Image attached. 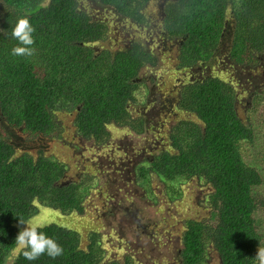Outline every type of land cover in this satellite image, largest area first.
I'll return each mask as SVG.
<instances>
[{"label":"trees","instance_id":"1","mask_svg":"<svg viewBox=\"0 0 264 264\" xmlns=\"http://www.w3.org/2000/svg\"><path fill=\"white\" fill-rule=\"evenodd\" d=\"M100 1L135 25H147L142 10L150 0ZM161 14L163 37L176 46L177 73L214 58L228 15L233 26L229 64L247 72L264 66V0H168ZM21 17L35 29L31 56L12 54L18 41L11 33ZM106 35V24L93 20L78 0H0V264L17 248L15 238L25 227L18 219L33 217L63 254L28 261L18 250L11 264H133L130 257L107 259L94 228L87 230L82 246V232L72 225V217L84 215L86 200L98 189V176L84 173L64 181L66 163L42 151L17 154L11 140L19 132L30 139H61L68 146L61 137L63 113L73 115L72 136L97 146L108 142L109 125L136 135L145 132L147 122L132 117L129 107L136 101L141 72L157 69L160 57L138 41L117 50L95 46ZM237 97L233 84L217 77L180 83L176 106L195 120L176 122L169 146L134 168L151 198L153 177L170 198L180 197L181 185L193 179L210 190L207 216L183 222L180 264H207L210 250L220 264H258L256 251L264 247L259 229L264 179L240 152L242 143L251 144L254 131L238 116ZM41 207L60 215L63 225L50 222Z\"/></svg>","mask_w":264,"mask_h":264},{"label":"rangeland","instance_id":"2","mask_svg":"<svg viewBox=\"0 0 264 264\" xmlns=\"http://www.w3.org/2000/svg\"><path fill=\"white\" fill-rule=\"evenodd\" d=\"M79 1L93 20L107 26L105 41L95 46L117 50L128 45L129 41H138L160 57L157 69L146 68L141 72L136 101L129 107L132 117H142L147 122L146 130L136 135L129 129L109 125L108 142L97 146L94 142H84L72 136L73 115L63 113L60 116L64 125L61 137L68 146L61 139H30L19 132H13L12 143L17 154L26 152L35 156L42 151L45 156L66 163L64 181L77 180L84 173L89 177L98 176L94 186L98 189L86 200L84 215L71 219L72 225L82 232V246L87 243V230L94 228L99 233L107 259L130 257L133 264H180L179 241L183 222L187 219L203 220L207 216L206 199L210 190L193 179L181 185L180 197L170 198L167 188L153 177L151 198L140 185V179L136 180L138 172L134 168L169 146V130L176 122L195 120L194 116L176 106L179 84L212 76L233 84L238 96V116L254 131L253 141L251 144L242 143L240 152L245 163L256 168L264 179V95L258 94L264 93V66L247 72L229 64L226 57L233 27L230 15L226 18L222 41L214 58L182 74L174 70L177 62L175 50L167 52L163 48L160 10L163 0H153L145 7L142 14L147 25L144 27L120 17L112 8L100 9L92 0ZM259 191L264 195V184ZM41 208L50 222L62 224L60 215ZM262 220L259 229L264 239V218ZM18 250L12 251L5 264H11ZM207 264H220L215 251H209Z\"/></svg>","mask_w":264,"mask_h":264},{"label":"clouds","instance_id":"3","mask_svg":"<svg viewBox=\"0 0 264 264\" xmlns=\"http://www.w3.org/2000/svg\"><path fill=\"white\" fill-rule=\"evenodd\" d=\"M35 29L26 17L18 18L13 29L12 37L18 41L13 47L14 56H31L34 49L33 33ZM19 224L25 225L17 234L15 244L28 261L37 260L41 255L47 254L55 259L63 254V248L52 238L40 230L41 225L33 220L18 219ZM258 264H264V247H258L255 255Z\"/></svg>","mask_w":264,"mask_h":264},{"label":"flooded vegetation","instance_id":"4","mask_svg":"<svg viewBox=\"0 0 264 264\" xmlns=\"http://www.w3.org/2000/svg\"><path fill=\"white\" fill-rule=\"evenodd\" d=\"M151 1H153V0H150V2ZM168 0H163L161 3V5H160V10L162 11V9H163V7H164V4L167 2ZM80 2V1H79ZM94 2H96V7H98V8H100V9H104L105 10V8L106 7H108V8H111L110 6H107V5H104V4H102L101 3V1L100 0H92V3H94ZM149 2V3H150ZM149 3H147L144 7H143V10L145 9V7L146 6H148V4ZM79 7L80 8H82L83 10H86L85 8H83L82 6H81V2H80V4H79ZM113 9V8H112ZM143 10H142V12H143ZM114 12V11H113ZM116 14H118L117 12H115ZM119 15V14H118ZM98 21V20H97ZM124 21H126V20H124ZM146 21H147V19H146ZM140 27H144V26H140ZM161 36H162V43H163V48L165 49V50H167V52H172V50H176V46L173 44V43H170V42H168L167 40H166V38L164 39V34H163V31H162V28H161ZM131 42L129 41V44H130ZM202 65H204V64H202ZM233 68H235V67H233ZM191 80H193V79H191Z\"/></svg>","mask_w":264,"mask_h":264}]
</instances>
